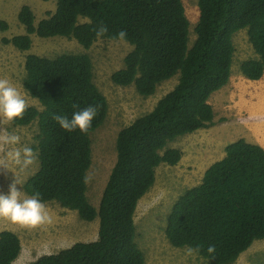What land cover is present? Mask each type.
I'll return each instance as SVG.
<instances>
[{
  "label": "trees",
  "instance_id": "trees-1",
  "mask_svg": "<svg viewBox=\"0 0 264 264\" xmlns=\"http://www.w3.org/2000/svg\"><path fill=\"white\" fill-rule=\"evenodd\" d=\"M198 6L192 46L184 0H56L55 11L39 22L30 6L21 8L18 18L25 33L3 39L20 51L31 50L33 36L71 38L90 50L100 39L119 40L123 30L133 50L113 73L114 84L133 85L150 97L161 83L178 76L177 85L151 112L118 133L116 162L96 208L88 197L91 134L105 123L109 103L94 81L92 59L86 53L27 55L23 85L42 108L27 106L22 119L12 124L38 125L34 149L40 168L24 189L43 203L76 211L83 221L99 219L97 240L78 242L31 264H146L136 241L139 202L155 185L160 166L182 160L183 151L170 145L216 124L210 99L231 81L238 32L247 30L256 54L243 61L242 73L251 81L264 77V0H198ZM101 24L107 32L97 37ZM8 29L0 20V30ZM89 105L97 115L86 133L66 132L53 118L71 117ZM165 233L174 247L198 248L196 253L211 264H235L264 240V147L244 138L230 143L202 182L175 202ZM210 245L213 254L207 251ZM21 252L20 237L2 231L0 264H15Z\"/></svg>",
  "mask_w": 264,
  "mask_h": 264
},
{
  "label": "rangeland",
  "instance_id": "rangeland-1",
  "mask_svg": "<svg viewBox=\"0 0 264 264\" xmlns=\"http://www.w3.org/2000/svg\"><path fill=\"white\" fill-rule=\"evenodd\" d=\"M24 5L32 8L36 21L47 17L56 9V0H0V20L9 24L7 31L0 30V78L8 79L20 91L27 106L41 109V104L24 88L25 62L29 54L55 57L65 53L89 54L94 67V81L107 97L108 117L101 128L91 134L93 163L88 172V197L99 207L109 175L116 162V138L118 133L134 120L151 112L158 101L174 89L178 76L161 83L154 95L144 97L135 86L121 87L112 81L114 72L124 67L125 57L133 46L121 40L100 39L90 50H85L76 40L66 37L39 38L33 36L29 51H20L5 44L4 38L24 34L19 12ZM190 21V43L195 39V27L199 21L198 0H184ZM84 21V20H82ZM236 48L232 67V80L210 99L216 124L199 130L172 143L170 147L183 151V158L176 166L163 164L157 169V180L149 193L139 202L135 222L137 243L144 252L146 264H211L196 252L189 255L187 248H176L168 240L165 229L168 216L178 198L189 188L202 182L206 170L225 156V149L241 138L264 147V77L260 81L247 79L241 71L243 61L255 58L247 30L234 36ZM11 132L21 137V144L33 148L35 164L26 171L15 166L5 167L6 148L0 145V192L6 193L16 180L22 191L27 180L40 168L35 136L37 123L27 127H14L0 121V134ZM29 196V195H28ZM49 221L36 227L22 226L0 218V233L10 230L22 242V252L15 264H31L42 256L57 253L78 242L98 239L99 219L87 222L76 211L57 203H44ZM235 264H264V240L256 241L241 255Z\"/></svg>",
  "mask_w": 264,
  "mask_h": 264
},
{
  "label": "clouds",
  "instance_id": "clouds-1",
  "mask_svg": "<svg viewBox=\"0 0 264 264\" xmlns=\"http://www.w3.org/2000/svg\"><path fill=\"white\" fill-rule=\"evenodd\" d=\"M107 28L102 24L97 28V37H102ZM117 37L126 42L127 33L120 31ZM27 107L26 100L17 87L8 79L0 78V121L13 124L22 119ZM97 115V108L89 105L76 110L71 117L56 114L53 118L59 127L66 132L79 131L86 133L91 127L92 121ZM0 145L5 146V167L15 166L19 171L30 169L36 161L33 148L21 144V137L18 134L6 132L0 134ZM18 182L14 180L6 193L0 192V218L22 226L36 227L49 221L45 205L38 194L26 195ZM198 248H187L189 255L197 252ZM209 254L215 252V246L210 245L207 249Z\"/></svg>",
  "mask_w": 264,
  "mask_h": 264
},
{
  "label": "crops",
  "instance_id": "crops-1",
  "mask_svg": "<svg viewBox=\"0 0 264 264\" xmlns=\"http://www.w3.org/2000/svg\"><path fill=\"white\" fill-rule=\"evenodd\" d=\"M231 80H232V78H231ZM230 82H231V81H230ZM228 85H229V84H228ZM256 144H258V143H256ZM260 146H262V145H260ZM262 147H263V146H262ZM224 157H225V156H224ZM224 157H223V158H224Z\"/></svg>",
  "mask_w": 264,
  "mask_h": 264
}]
</instances>
